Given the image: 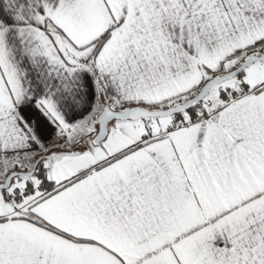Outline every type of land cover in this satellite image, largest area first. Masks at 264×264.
Masks as SVG:
<instances>
[{"label":"snow or ice","instance_id":"6c2138e0","mask_svg":"<svg viewBox=\"0 0 264 264\" xmlns=\"http://www.w3.org/2000/svg\"><path fill=\"white\" fill-rule=\"evenodd\" d=\"M0 264H264V0H0Z\"/></svg>","mask_w":264,"mask_h":264}]
</instances>
